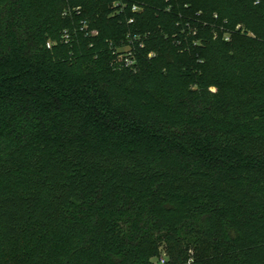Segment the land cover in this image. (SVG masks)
<instances>
[{
	"label": "trees",
	"instance_id": "trees-1",
	"mask_svg": "<svg viewBox=\"0 0 264 264\" xmlns=\"http://www.w3.org/2000/svg\"><path fill=\"white\" fill-rule=\"evenodd\" d=\"M117 1L0 0V264H264V0Z\"/></svg>",
	"mask_w": 264,
	"mask_h": 264
},
{
	"label": "built area",
	"instance_id": "built-area-1",
	"mask_svg": "<svg viewBox=\"0 0 264 264\" xmlns=\"http://www.w3.org/2000/svg\"><path fill=\"white\" fill-rule=\"evenodd\" d=\"M116 5H121V0H118L116 3ZM124 3L121 5V7L117 10V11H123L124 9ZM79 9V8H77ZM133 10L134 11H140L141 10V6L139 5H134L133 6ZM70 13V11H67L66 14ZM134 18H131L130 21H133ZM87 27V25H86ZM92 34H98V30L94 29L91 31ZM69 37V33L67 32L65 34V38H68ZM226 40H229L230 39V34L229 33H226L225 34V37H224ZM127 40L128 42L123 44L122 46H118L116 49H115V53H117V60L128 66V67H133L135 62H136V56H135V50H134V43L135 42H141V45L143 46V43H142V35L140 34H132V33H128L127 35ZM52 45L51 42H48V46L50 47ZM166 260L167 258L165 256H161L159 258V260L156 262L157 264H166Z\"/></svg>",
	"mask_w": 264,
	"mask_h": 264
},
{
	"label": "rangeland",
	"instance_id": "rangeland-1",
	"mask_svg": "<svg viewBox=\"0 0 264 264\" xmlns=\"http://www.w3.org/2000/svg\"><path fill=\"white\" fill-rule=\"evenodd\" d=\"M180 70H181V68H179V69L174 68V69L172 70V73H174L175 75L178 76V75L180 74ZM161 256H165L166 258H168L167 253H166V251L164 250V248L162 249V254H161ZM155 261H157V259H155Z\"/></svg>",
	"mask_w": 264,
	"mask_h": 264
}]
</instances>
